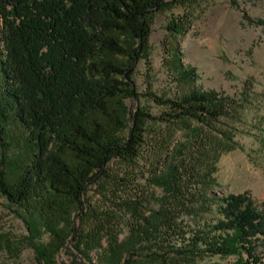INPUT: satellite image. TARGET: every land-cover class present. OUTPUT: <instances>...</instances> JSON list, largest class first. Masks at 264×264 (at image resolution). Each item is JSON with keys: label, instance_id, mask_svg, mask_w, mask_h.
<instances>
[{"label": "trees", "instance_id": "1", "mask_svg": "<svg viewBox=\"0 0 264 264\" xmlns=\"http://www.w3.org/2000/svg\"><path fill=\"white\" fill-rule=\"evenodd\" d=\"M170 5L167 0H0V140L12 138L15 128L28 149L12 178L1 170L0 150V193L28 214L39 258L53 262L74 242L87 264H95L93 253L101 264L146 259V264H180L170 254L180 253L177 245L184 240L190 253H238L235 264H264V202L259 205L249 191L209 196L215 165L197 159L198 141L180 142L166 168L153 176L164 192L158 208L148 215L131 208L135 219L125 238L96 213L88 231L75 224L74 213L91 212L84 200L88 186L111 178L110 162L140 155L148 120L183 122L193 135L237 112L235 99L193 89L166 99L153 94L168 105L160 116L138 108L128 117L125 101L137 95L134 66L148 56L152 15ZM175 63L183 68L178 59ZM213 202L223 218L201 225L204 229L184 228V214L201 215ZM44 231L51 235L47 243L39 239ZM3 247L0 242V253ZM144 247L152 250L145 260L139 254Z\"/></svg>", "mask_w": 264, "mask_h": 264}, {"label": "rangeland", "instance_id": "2", "mask_svg": "<svg viewBox=\"0 0 264 264\" xmlns=\"http://www.w3.org/2000/svg\"><path fill=\"white\" fill-rule=\"evenodd\" d=\"M167 1L170 6L152 15L148 56L135 63L137 95L126 98L128 117L138 108L160 116L168 105L157 103L154 95L173 98L193 89L216 90L235 99L232 105L237 112L234 119L222 117L215 122L213 130L203 129L205 133L193 135L183 122L148 120L140 155L133 161L114 158L108 165L111 178L88 186L84 200L91 212L86 208L89 213L83 217L74 213L75 224L83 231L94 226L97 214L106 219L108 227L119 232L120 239L125 238L135 219L132 209L136 214L148 215L158 208V199L164 192L152 178L166 168L168 157L175 156V147L185 141H192L191 145L199 142L193 148L198 160H214L209 196L221 198L249 191L263 205L264 23L260 21H264V0ZM176 59L192 72L191 77L176 66ZM10 131L12 138L3 135L0 150L5 156L1 170L12 178L21 171L28 149L19 141L21 133L15 128ZM126 132L127 129L119 135ZM25 216L28 214L22 208L0 193V242L4 245L0 264L88 263L74 242L57 252L53 262L39 258L33 244L36 239L31 240ZM223 217L218 202H213L201 215L184 214L181 219L185 229L195 230ZM39 239L47 243L51 235L44 231ZM103 242L107 244L106 236ZM183 242L177 245L180 253L170 254L180 264H235L239 258L238 253H190L189 247H182ZM151 253L148 247L139 252L144 260ZM92 257L95 264H101L95 253Z\"/></svg>", "mask_w": 264, "mask_h": 264}]
</instances>
